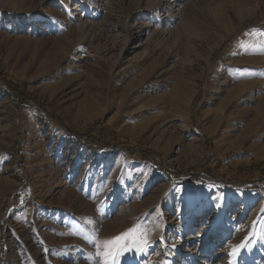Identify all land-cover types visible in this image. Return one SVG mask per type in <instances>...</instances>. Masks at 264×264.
Wrapping results in <instances>:
<instances>
[{"label":"rangeland","instance_id":"374dc122","mask_svg":"<svg viewBox=\"0 0 264 264\" xmlns=\"http://www.w3.org/2000/svg\"><path fill=\"white\" fill-rule=\"evenodd\" d=\"M263 96L264 0H0V264H264Z\"/></svg>","mask_w":264,"mask_h":264},{"label":"snow or ice","instance_id":"6c2138e0","mask_svg":"<svg viewBox=\"0 0 264 264\" xmlns=\"http://www.w3.org/2000/svg\"><path fill=\"white\" fill-rule=\"evenodd\" d=\"M136 233H139V236L135 237L137 239V242L140 244H146L147 239H148L147 232L145 230H142L139 228L130 229L128 232L122 234L121 236L113 238L112 241H106L105 244L115 246V242H118V241L124 239V237L133 236V234H136ZM237 247H239V246H237ZM105 254L111 255V252L109 251V252H106Z\"/></svg>","mask_w":264,"mask_h":264},{"label":"bare ground","instance_id":"6f19581e","mask_svg":"<svg viewBox=\"0 0 264 264\" xmlns=\"http://www.w3.org/2000/svg\"><path fill=\"white\" fill-rule=\"evenodd\" d=\"M147 25V24H146ZM80 26H77L78 29H83V26L81 28H79ZM144 27V26H143ZM142 30V29H141ZM264 97V96H263ZM241 112V111H240ZM263 113H264V98H262L260 100V105L257 107V111H256V115L254 117V119L257 121V124L260 123L263 120ZM221 115V114H220ZM228 118H230L232 115L231 113H229ZM222 115L218 116V118L216 117L217 121L219 122L220 120H222ZM219 119V120H218ZM241 119V118H240ZM240 121V120H239ZM191 127V126H190ZM208 207V206H207ZM120 222V221H119ZM126 252V251H125ZM117 253V252H116Z\"/></svg>","mask_w":264,"mask_h":264},{"label":"trees","instance_id":"16d2710c","mask_svg":"<svg viewBox=\"0 0 264 264\" xmlns=\"http://www.w3.org/2000/svg\"><path fill=\"white\" fill-rule=\"evenodd\" d=\"M229 41L227 40L226 42H225V44H227ZM8 83V82H7ZM9 84V83H8ZM20 94H21V92H20ZM144 152H147V153H149V154H151V152L152 151H150V150H144ZM154 162H156L155 160H153ZM177 173H179L180 174V172H177ZM175 175L176 174H174L173 172H169L168 173V179L171 181V182H174L175 180Z\"/></svg>","mask_w":264,"mask_h":264}]
</instances>
